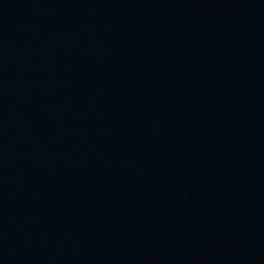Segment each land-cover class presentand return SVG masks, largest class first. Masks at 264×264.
Segmentation results:
<instances>
[{"label":"water","instance_id":"obj_1","mask_svg":"<svg viewBox=\"0 0 264 264\" xmlns=\"http://www.w3.org/2000/svg\"><path fill=\"white\" fill-rule=\"evenodd\" d=\"M0 264H264V0H0Z\"/></svg>","mask_w":264,"mask_h":264}]
</instances>
